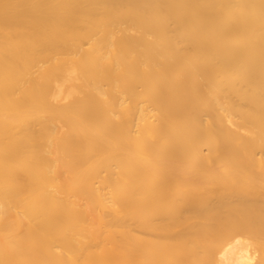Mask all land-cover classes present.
Listing matches in <instances>:
<instances>
[{"label": "bare ground", "instance_id": "1", "mask_svg": "<svg viewBox=\"0 0 264 264\" xmlns=\"http://www.w3.org/2000/svg\"><path fill=\"white\" fill-rule=\"evenodd\" d=\"M199 258L264 264V0H0V264Z\"/></svg>", "mask_w": 264, "mask_h": 264}, {"label": "rangeland", "instance_id": "2", "mask_svg": "<svg viewBox=\"0 0 264 264\" xmlns=\"http://www.w3.org/2000/svg\"><path fill=\"white\" fill-rule=\"evenodd\" d=\"M216 259V258H215ZM202 261V262H201ZM204 261V262H203ZM211 261H213L212 262V264H216V261L214 260V259H212ZM210 261H207V262H205V260L204 259H201L200 260V258L196 261V262H192L191 264H211V262L209 263Z\"/></svg>", "mask_w": 264, "mask_h": 264}]
</instances>
